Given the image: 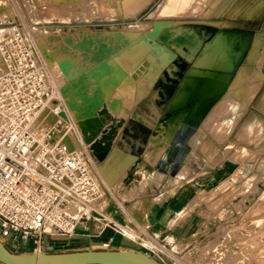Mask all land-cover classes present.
Instances as JSON below:
<instances>
[{
  "label": "rangeland",
  "instance_id": "374dc122",
  "mask_svg": "<svg viewBox=\"0 0 264 264\" xmlns=\"http://www.w3.org/2000/svg\"><path fill=\"white\" fill-rule=\"evenodd\" d=\"M234 1L148 0L135 15L118 17L112 13V7L107 0H84L81 3L72 1L73 4L69 0L67 2L0 0V23H17L33 37L39 50H42L44 44L51 47V50L58 46L70 48V57L64 56L60 60L68 58L66 61H70L73 58L74 76L65 78L63 86L69 89L68 95L71 96L74 92L71 86L80 75L84 74V86L88 96L91 98V93L95 90L102 92L100 93L103 104L93 109L92 119L99 120L102 125L96 139L105 136L111 140L107 154L118 134L133 139L132 131L139 130L147 135L139 148V154L146 153L148 157L147 166L142 164L146 171L135 164L126 175L128 177L126 183H123L124 178L119 171L127 166L126 162L117 161V167L114 169H108L107 162L100 166L105 182L112 184L115 191L127 200L126 202L119 200L121 205L115 199L114 193H110L100 209L101 220L104 218L115 220L118 216L123 220L120 214L123 212L122 214L128 213L129 216L131 214L132 219L129 224L122 225L119 217L116 218V222L126 227L127 231L135 233V230H141L135 228L139 222L142 227L147 225L146 212L153 200L137 199L140 200L139 202L147 203L145 211L139 210L140 212L137 213L134 206L138 201L135 200L134 203V200L130 201V197L147 194L142 190L143 188L153 191L151 185L159 184L158 179H162L158 192L170 186L169 177L163 178L157 174V170L158 172L165 170L167 165L165 161L167 157L161 154V151H164V141L165 143L170 141L174 130L180 133L189 122L195 123V133L189 141L191 148L189 151H182L180 159L184 163L194 165L196 172L194 177L212 172L217 167L218 161L222 159H229L239 164V167L231 172V178L216 189V193L203 198V202L199 201L203 217L221 229L219 232V229L212 231L211 228L209 236L214 238L213 241L222 240L224 246L222 250L225 252L222 254H225L226 259L236 257L239 264H264V252H261L264 249V130L262 131L264 116L259 114L260 119L253 116L257 114L255 112L257 98H254L247 108L243 106L246 94L251 89L248 86L252 83L256 84L260 74L264 76V0H237L236 5L241 7H234ZM206 28L212 29V34L208 39L201 41L196 55L188 56L189 43L181 40V37L190 30L200 35ZM166 32L176 33L179 37L172 42H165L161 39V35ZM223 33L234 37L236 50L242 51L240 61L230 73L228 87L221 93L215 89L214 94L208 97L212 101L205 103L206 97L198 98L197 95L203 86L202 80H199L187 101L182 105L174 106V102L187 90V79L195 70H203L200 75H205L208 69L230 72V65L226 62L228 56H225L222 49L219 51L223 53L222 57H219L220 60L222 58L221 61L217 56H211L212 59L207 60L205 64H202L201 60L206 48L218 42L217 37ZM154 45L156 48L152 50ZM47 50L51 51L50 48ZM145 61L152 62V66L136 80L132 73ZM49 63L50 66L56 65L53 60ZM94 67L97 72L95 79H92L91 70ZM50 74L55 83H58L57 86H61L60 80L63 77L60 76V72L54 71ZM58 80L60 83L57 82ZM259 82L261 85L262 82ZM261 88L264 90V81ZM259 90L260 87L257 92ZM260 94L255 97H259ZM262 95L259 108L264 112ZM238 112L241 115L237 118L234 132L229 136L230 139H220L222 145L216 144L209 137L201 140L197 145L194 143L198 133L205 129L209 132V129L230 122ZM241 117H243L242 121L238 124ZM79 131L82 135V127ZM152 132L156 133L155 141L149 144L148 137ZM238 140L241 144L237 143ZM229 144L232 146L228 147ZM149 145L157 147L159 152L154 155L150 153ZM206 147H209V150ZM107 154L104 156L106 157ZM104 156L102 157L105 159ZM186 173L187 169H184L181 175ZM133 179V185L141 194L137 192L132 196L131 194L125 196L124 191L128 189V182ZM136 189L133 188V191ZM205 220H202V223ZM26 249V247L21 248L19 252L28 253ZM163 251L170 254L167 249Z\"/></svg>",
  "mask_w": 264,
  "mask_h": 264
},
{
  "label": "built area",
  "instance_id": "2783aa9c",
  "mask_svg": "<svg viewBox=\"0 0 264 264\" xmlns=\"http://www.w3.org/2000/svg\"><path fill=\"white\" fill-rule=\"evenodd\" d=\"M0 25V239L19 252L74 234L106 191L42 50L17 23Z\"/></svg>",
  "mask_w": 264,
  "mask_h": 264
},
{
  "label": "crops",
  "instance_id": "0c3cea01",
  "mask_svg": "<svg viewBox=\"0 0 264 264\" xmlns=\"http://www.w3.org/2000/svg\"><path fill=\"white\" fill-rule=\"evenodd\" d=\"M236 2L237 0L234 1L233 6L241 7L236 5ZM225 35L232 37L228 34ZM235 42L236 39L234 38V49L236 50ZM254 85L255 84L252 83L248 87L252 88ZM261 86L256 95L258 96V94H261L259 97H254L257 98L255 107V112L257 114L253 115L255 117H258L259 114L264 116V112L259 108L260 98L264 92ZM252 102L250 104H252ZM242 118L243 117H241L238 124L242 121ZM263 130L264 127L262 131ZM262 131L260 133H262ZM194 133L195 129L193 131L190 130L184 133L179 139V131L174 130L168 143H165L163 140L164 151H161V154L167 157V159H165L167 165L165 170H159V172L157 170V174L163 176V178L169 177V179H171L169 182L170 186L158 192L162 184V179H158L160 181L159 184L153 183V185H151L153 189L151 193L141 194L136 189L135 185H133L134 179L128 182V189L124 191L125 196L128 194L132 196L133 193L137 192L141 194L137 197H130V201H140L137 199L153 200L146 216L147 225L142 227L140 224H136L135 226V228L138 227L141 228V230H135V233H133L127 231L126 227L120 225L115 220L108 218L101 220L99 217L100 209L107 201L110 193H114V197L118 202L119 200L122 202L127 201L120 193L115 191L112 184L105 182L100 171V166L107 162V168L114 169L117 167V161L121 160L126 162L127 166L122 168L121 172L119 171V173L123 175V183H126L125 181L128 179L126 175L135 164H138L140 168L145 170L142 164L147 166L149 162L146 153L139 154L141 143L145 140L147 135L139 130H134L132 131L133 139L131 137L124 138V136H119L118 134L105 159L96 162V173L103 183L106 195L105 199L98 203L97 209L91 213L90 218L82 222L74 234L70 236L45 234L43 236L41 249L29 241L26 245V250L28 252H38L40 250H45L47 247H52L55 252H72L101 249L104 247V244H109L110 249L125 248L143 251L161 264H239L236 257H229L226 259L225 254H222V252H224L222 250L224 249L223 242H221L222 240L213 241L214 238L209 236L211 228L212 231L219 229V232L221 229L219 226L213 225L210 220L203 217V212L199 208V201L203 202V198H207L216 193V189L231 178V172L237 169L239 164L229 159H222V161H218L217 167L212 172L194 177L196 173L193 168L194 165L184 163L183 160H180L183 154L181 152L189 151L191 148L189 141L194 136ZM155 134V132H152L151 135H149V144L155 141ZM207 135H210V133ZM237 143L241 144L239 140ZM217 144L220 145V142ZM231 146L232 144L228 145V147ZM148 149H150L149 152L153 153V155L159 152L157 147H153L152 145H149ZM206 149L209 150V147H206ZM184 169H187V173L181 175ZM133 188H135L136 191H133ZM202 220H205L204 223H202ZM226 231L225 229V232ZM156 245L158 247H156ZM180 245H183V247H179ZM162 248L170 251V254L164 252ZM219 249L220 251H218Z\"/></svg>",
  "mask_w": 264,
  "mask_h": 264
},
{
  "label": "bare ground",
  "instance_id": "6f19581e",
  "mask_svg": "<svg viewBox=\"0 0 264 264\" xmlns=\"http://www.w3.org/2000/svg\"><path fill=\"white\" fill-rule=\"evenodd\" d=\"M64 2H67L68 0H63ZM69 1H76V2H82L84 0H69ZM111 7H112V13L115 14V16H118V17H127V16H131V15H135L136 13H138L144 6V4L148 1V0H107ZM172 0H170L171 2ZM176 1V0H175ZM62 2V1H61ZM75 2V3H76ZM169 2V5H171ZM69 3V2H68ZM185 3V2H184ZM73 4V2H72ZM71 4V5H72ZM77 4V3H76ZM180 4V3H179ZM67 5V3H66ZM173 5V3H172ZM176 5V4H175ZM225 5V4H224ZM182 6V5H181ZM188 6V5H187ZM223 6V5H222ZM173 8V6H172ZM176 8V7H174ZM181 9V7H179ZM178 9V8H177ZM187 9V8H186ZM167 28V27H166ZM168 29V28H167ZM181 29V28H180ZM212 34V29H204L200 35H198L196 32L190 30V31H187L185 36L181 37V40L183 41H188L189 43V51H188V56L192 57L194 55L197 54L200 46H201V41L203 40H206L210 37V35ZM260 36V35H259ZM258 36V37H259ZM122 37V36H121ZM179 35L176 34V33H171V32H166V33H163L161 35V39L165 42H172L173 40H175L176 38H178ZM218 38V42L216 43H212L208 48H206V52L204 53L203 55V58L201 59L202 60V64H205V62H207V60H211L210 57L211 56H217L218 59L219 57L223 55V53H219V51L224 50L225 52V56H228V59H227V63L230 65L229 66V71H226V72H220L219 70H212V69H208L206 70V74L205 75H200L201 73H203V70H195L193 75L190 76L188 79H187V84H188V88L187 90H185L182 94V96H180L175 102H174V106H178V105H182L184 104L188 97L190 96V94L194 91L195 89V86L197 85L198 81L199 80H202L203 82V86L201 87V89L197 92V95H198V98H205L206 97V100L204 101L205 103H210L212 100L208 99V97H210L212 94H214L215 92V89H217V91L221 92V91H224L227 87H228V82H229V79H230V73L231 71H233L238 62L240 61L241 57H242V51L240 50H235L234 49V38L232 37H229L227 35H225V33L223 34H220ZM127 39V38H126ZM258 40V39H257ZM263 40V39H262ZM124 41V40H123ZM261 41V40H259ZM262 42V41H261ZM203 43V42H202ZM256 43V42H255ZM162 45H165V44H162ZM160 46V44H159ZM54 47V46H53ZM205 47V46H204ZM47 48H50L51 50V47H48L47 44H44V46L42 47V52L44 54V56L46 57L47 59V63L49 65V68H50V73L51 72H54V71H58L60 73H63L62 72V69L66 72H69L68 74V77L72 75V77L74 76L73 75V68L75 67V61L73 60H70V61H66V59L68 58H65L64 60H60V58L62 57H70V54H69V51H70V48L66 47V46H58L56 47L55 49L51 50L49 52V50H47ZM156 48V46L154 45L152 50H154ZM158 48V47H157ZM254 49V48H253ZM112 50V48H111ZM110 51V50H109ZM113 51H116V50H113ZM184 51V50H183ZM253 51V50H252ZM111 52V51H110ZM144 52V51H143ZM186 52V51H185ZM255 52V51H254ZM106 53V52H105ZM105 53H104V56H105ZM125 53V52H124ZM203 53V51H202ZM107 54V53H106ZM110 54V53H109ZM144 54V53H143ZM159 54V53H158ZM69 55V56H68ZM115 55V54H114ZM119 55V54H118ZM117 55V56H118ZM199 55V54H198ZM202 55V54H201ZM201 55L199 57H201ZM102 56V55H100ZM102 56L103 58H106ZM111 56V55H110ZM185 56V55H184ZM100 58L103 60V58ZM109 57V56H108ZM55 61H54V59ZM115 58V57H114ZM113 58V59H114ZM110 60V57L108 58ZM140 59V58H139ZM50 60L54 63H56V65L54 66H50ZM220 60V59H219ZM222 60V58H221ZM220 60V61H221ZM139 61V60H138ZM198 61V59H197ZM101 62V61H100ZM104 62V61H103ZM52 63V62H51ZM102 63V62H101ZM105 64V63H104ZM201 64V65H202ZM106 65V64H105ZM115 65V64H114ZM154 65V64H153ZM200 65V64H199ZM198 65V66H199ZM225 65V64H224ZM107 66V65H106ZM117 66V65H116ZM139 66V65H138ZM150 66H152V62H149V61H145L144 63H142V65L138 68L136 67L137 69L135 70L134 69V72L132 73V76H135V79L138 80L141 78V76L145 73V71L150 68ZM195 66V64H194ZM226 66V65H225ZM225 66H221L223 68H225ZM108 67V66H107ZM113 67V66H111ZM197 67V66H196ZM62 68V69H61ZM115 68V67H114ZM117 68V67H116ZM200 68V66H199ZM210 68V67H209ZM112 69V68H111ZM149 70V69H148ZM147 70V71H148ZM151 70V69H150ZM116 71V70H115ZM97 72V71H96ZM208 72V73H207ZM100 73V72H99ZM119 73V72H118ZM126 73V72H125ZM124 73V74H125ZM82 74V73H81ZM195 74V75H194ZM60 75V74H59ZM86 75V74H85ZM114 75V74H113ZM61 76V75H60ZM120 76V75H118ZM117 76V77H118ZM62 77V76H61ZM60 77V78H61ZM68 77H65V78H68ZM88 77V76H87ZM112 77V76H111ZM115 77V76H114ZM259 81H263L264 79V76L263 75H259ZM65 78L63 77L60 81L62 83V86H63V83H64V80ZM257 78V77H256ZM56 79H58L56 77ZM90 79V78H89ZM88 79V80H89ZM113 79V78H112ZM111 79V80H112ZM116 79V78H115ZM154 79V78H153ZM59 80L57 82H59ZM254 80H257V79H254ZM55 81V80H54ZM84 81H85V78H84V74L83 76L80 75V78L71 86V89L74 90V92L72 93L71 96H69L67 98V100L69 101L70 105L75 109V112L77 113V115L83 119L81 121V127H82V135L83 137L85 136V138L87 139V142L90 144H92V147L94 149V151L100 153L101 156H104L107 154V151H108V148L110 146V143H111V140H108L107 137L103 136L102 138L100 139H96V137H98V131L100 129H102V125H101V122L97 119H92L93 118V113H94V108L95 107H99L103 104V98H102V95H101V91H93L91 94V98L90 96H88V93L85 89V86H84ZM108 81V80H107ZM114 81V80H113ZM153 81V80H152ZM257 82L249 91L248 93L246 94V98H245V105H243L245 108H247L250 103L252 102V100L254 99L255 97V94L258 90V87H260V82ZM120 82V81H118ZM241 82V81H240ZM60 83V82H59ZM72 83H73V80H72ZM89 83V82H88ZM107 83V82H106ZM238 83V82H237ZM58 84V83H57ZM202 84V83H201ZM115 85V84H113ZM118 85V84H117ZM103 86V85H102ZM106 86V85H105ZM201 86V85H200ZM88 87V86H87ZM104 87V86H103ZM94 89V88H93ZM96 89V88H95ZM100 89V88H99ZM229 90V89H228ZM247 91V90H245ZM101 92V93H100ZM216 95V94H215ZM194 97V96H193ZM66 100V99H65ZM262 101L264 102V95L262 97ZM80 104V105H79ZM81 109L80 111H78L77 109ZM262 109V108H260ZM264 109V108H263ZM241 115L240 112H238L237 114H235L233 116V119L230 121V122H225L223 124L220 125V127L218 128H214V129H209L210 131L207 132L206 129L204 131H201L200 133H198L195 137V140H194V143L197 145L199 144V142H201V140L209 137L212 141L214 140L216 142V144L218 142H220V139L221 138H224V140H227L229 138V136L234 132V127H235V123L237 121V118H239ZM258 120V119H257ZM262 121V120H261ZM256 123V122H254ZM66 124V123H65ZM64 124V127L65 128H68V126H66ZM253 126V125H252ZM215 131V134H213ZM111 133V132H109ZM208 133H210V135H207ZM98 134V135H97ZM81 135V136H82ZM111 135V134H110ZM108 135V137L111 138V136ZM211 136V137H210ZM215 136V137H213ZM95 140V141H94ZM153 140V139H152ZM94 141V142H93ZM156 144V143H155ZM212 145V144H211ZM220 145H222V143H220ZM218 155V154H217ZM105 157V156H104ZM259 166H260V163H259ZM261 167V166H260ZM260 170V169H259ZM263 171V170H262ZM264 172V171H263ZM141 190V189H140ZM144 190L146 193H150L151 190H145L144 188L142 189ZM116 201V200H115ZM114 201V202H115ZM136 203V202H135ZM112 204V203H111ZM119 204V203H118ZM147 203H143V202H139L134 206L135 208V211L137 210V213L140 212L139 210H144L146 209V205ZM114 205V204H113ZM149 205V204H148ZM109 206V205H108ZM121 206V205H120ZM104 208V207H103ZM110 208V207H109ZM122 208V207H121ZM123 209V208H122ZM109 210V209H107ZM111 210V208H110ZM125 211V210H123ZM128 211V210H127ZM131 212V210H130ZM134 212V211H133ZM123 213V212H122ZM122 217H123V220L121 219V217H119L121 220L120 222H122L121 224L122 225H128L129 224V221L131 218V214L130 216L127 215L126 213L125 214H122ZM147 213V212H146ZM103 214V213H102ZM101 214V215H102ZM133 214V213H132ZM142 214V212H141ZM137 215V214H136ZM133 216V215H132ZM137 216H140V215H137ZM118 217H115V221H117L116 218ZM137 218V217H136ZM135 218L136 222H137V219ZM143 219V218H142ZM141 219V220H142ZM134 220V221H135ZM140 220V219H139ZM139 222V221H138ZM142 222V221H141ZM146 222V220H145ZM135 223V222H134ZM132 224V223H131ZM138 224V223H137ZM140 224V222H139ZM143 224V223H142ZM138 226V225H137ZM131 227V226H130ZM134 227V226H133ZM261 252H264V249L263 251ZM264 254V253H263ZM262 256V255H261ZM264 257V256H263Z\"/></svg>",
  "mask_w": 264,
  "mask_h": 264
},
{
  "label": "water",
  "instance_id": "95a60500",
  "mask_svg": "<svg viewBox=\"0 0 264 264\" xmlns=\"http://www.w3.org/2000/svg\"><path fill=\"white\" fill-rule=\"evenodd\" d=\"M62 72L65 77H68L69 72H66L63 69ZM95 76L96 67L91 70V78L95 79ZM61 92L63 97L66 99L68 109L73 113V117L77 122L78 128H81L80 125L83 119L75 113V109L67 100L69 97V89L64 85ZM77 110L80 111L81 109L79 108ZM97 111L100 113L99 109ZM62 116L64 115L62 114ZM107 124V126H109L108 122ZM194 129L195 128H193L192 131ZM82 138L84 143L89 145V148L96 159L98 161H103L104 158L94 151L92 144L87 142L85 136ZM113 142L111 146L113 145ZM0 262L3 264H161L147 253L133 249H110L103 247L101 249H88L82 251L55 252L52 247H47L45 250L38 252L23 253L18 252L15 249L8 248L1 239Z\"/></svg>",
  "mask_w": 264,
  "mask_h": 264
},
{
  "label": "flooded vegetation",
  "instance_id": "af4514ba",
  "mask_svg": "<svg viewBox=\"0 0 264 264\" xmlns=\"http://www.w3.org/2000/svg\"><path fill=\"white\" fill-rule=\"evenodd\" d=\"M193 128H196L195 123H188V126L186 128H183L179 134V139L184 135V133L189 132Z\"/></svg>",
  "mask_w": 264,
  "mask_h": 264
}]
</instances>
